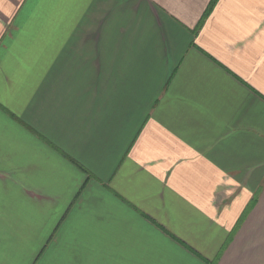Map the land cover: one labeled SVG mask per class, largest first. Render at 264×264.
<instances>
[{
    "label": "crops",
    "instance_id": "obj_1",
    "mask_svg": "<svg viewBox=\"0 0 264 264\" xmlns=\"http://www.w3.org/2000/svg\"><path fill=\"white\" fill-rule=\"evenodd\" d=\"M0 264H264V0H0Z\"/></svg>",
    "mask_w": 264,
    "mask_h": 264
},
{
    "label": "trees",
    "instance_id": "obj_2",
    "mask_svg": "<svg viewBox=\"0 0 264 264\" xmlns=\"http://www.w3.org/2000/svg\"><path fill=\"white\" fill-rule=\"evenodd\" d=\"M213 6H214V2H213V4L211 5V8H209L208 12L211 11V9H212ZM208 12H207V13H208Z\"/></svg>",
    "mask_w": 264,
    "mask_h": 264
}]
</instances>
